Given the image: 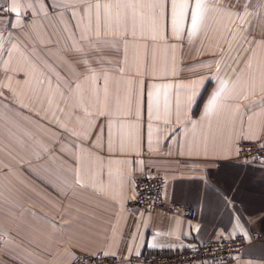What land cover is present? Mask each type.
Here are the masks:
<instances>
[{"label":"crops","instance_id":"crops-1","mask_svg":"<svg viewBox=\"0 0 264 264\" xmlns=\"http://www.w3.org/2000/svg\"><path fill=\"white\" fill-rule=\"evenodd\" d=\"M17 2L19 17L0 14V264L82 255L129 264L132 254L237 235L247 244L223 264H264V165L237 155L241 141L264 144V0H201L191 35H174L162 11L129 12L125 23L120 0H50L43 11L40 0ZM96 3L112 7L100 9L106 43L85 53V71L70 49L97 30ZM65 81L79 88L61 103ZM103 124V136L78 138ZM147 168L162 176L166 201L191 207L193 218L128 206Z\"/></svg>","mask_w":264,"mask_h":264},{"label":"built area","instance_id":"built-area-1","mask_svg":"<svg viewBox=\"0 0 264 264\" xmlns=\"http://www.w3.org/2000/svg\"><path fill=\"white\" fill-rule=\"evenodd\" d=\"M1 2V0H0ZM0 7H2L0 3ZM1 14V13H0ZM258 143L241 141L237 155L246 161L262 163ZM163 178L160 174L147 168L133 180V196L128 202L130 208L141 211L158 210L168 214L180 213L193 218L194 210L177 202H168L163 194ZM247 242L243 235L230 239H213L191 244L186 250L166 256H148L132 254L125 261L129 264H223L233 262L242 252ZM117 256L82 255L71 264H118Z\"/></svg>","mask_w":264,"mask_h":264},{"label":"snow or ice","instance_id":"snow-or-ice-1","mask_svg":"<svg viewBox=\"0 0 264 264\" xmlns=\"http://www.w3.org/2000/svg\"><path fill=\"white\" fill-rule=\"evenodd\" d=\"M40 10H51L52 4L50 0H40ZM28 11L29 16L31 15V12L35 9V5L31 2H28L24 5ZM118 9L123 10L124 12V19L125 23H127L128 19V13L130 12L132 15L133 20L135 18L147 11L151 13L153 16H158L160 12L162 11L165 18L170 22L171 29L174 33V35L179 31H186L189 35H191L198 26V21L200 19L201 15V9H202V3L201 0H196L195 6L191 7L187 2H184V0H170V7H169V0H120L115 5ZM91 5L88 6V8L81 7L78 9V11H81L85 14H88L91 10ZM110 9L112 7L111 4L108 5H101L100 3L95 4L96 8V24H97V30L93 33L91 30H89L86 33H82L79 37V40L82 42L81 46L74 47L73 49H70V51L73 53V55L76 57V62L78 64H82L85 68V71H89L91 69V64L89 62V58L85 55L86 52H90L93 50V48L101 43H106L100 39L101 32H100V26L102 24V18L100 15V9L101 8ZM247 7H251V4L247 5ZM0 13H13L16 17L20 16V5L18 4L17 0H11L10 5L7 8L0 7ZM247 15V13H245ZM182 18H190V26L186 29L180 28V23ZM241 21L244 20V16L240 17ZM8 27L15 29L18 27L17 23H13L11 20L7 21ZM76 28H79V25L75 26ZM7 31V29H5ZM133 35H135V29L133 27ZM235 35V33H234ZM127 37V31H125V38ZM3 39V33H0V40ZM218 70H219V62H218ZM226 72L234 73L237 70L232 69L230 66L225 69ZM41 85L44 84V81L40 82ZM50 83V82H49ZM74 88L78 89L79 85H73L71 81H65L62 86L58 85L57 90L60 98V102L63 103L65 101H69L73 99L74 96ZM189 91H195V89H189ZM150 98L151 94H147ZM213 102H215V99H213ZM48 103L51 104L52 100L49 98ZM78 105L74 104V107ZM150 107V105H149ZM55 111H62V109L57 108ZM55 111L53 112V120H56ZM100 117L104 120L108 119L107 112L101 111ZM61 127H63L61 125ZM110 126L108 124H103L99 127V129L96 128L95 125H89L86 128H83L82 135H79V139L82 141H89L90 138L99 131L101 133V136H103V133L109 128ZM67 130V129H66ZM73 136H76L77 133H72ZM258 143V152L261 153L260 160L262 162V165H264V144L259 143V139L256 141ZM102 146V145H101ZM111 150H115L114 144L111 147ZM255 161V158H253ZM210 185H205V189H209ZM207 202V201H206ZM233 207H235L233 205ZM149 246H155V245H149Z\"/></svg>","mask_w":264,"mask_h":264},{"label":"trees","instance_id":"trees-1","mask_svg":"<svg viewBox=\"0 0 264 264\" xmlns=\"http://www.w3.org/2000/svg\"><path fill=\"white\" fill-rule=\"evenodd\" d=\"M250 162H254V161H250ZM256 163H258V162H256ZM262 164V163H261ZM148 256H150V255H148ZM164 256H166V255H164Z\"/></svg>","mask_w":264,"mask_h":264}]
</instances>
